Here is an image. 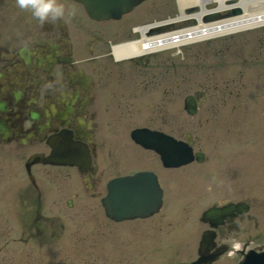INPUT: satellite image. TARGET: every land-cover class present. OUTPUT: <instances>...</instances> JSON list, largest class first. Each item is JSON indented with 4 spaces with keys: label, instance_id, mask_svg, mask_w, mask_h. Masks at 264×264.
Wrapping results in <instances>:
<instances>
[{
    "label": "rangeland",
    "instance_id": "1",
    "mask_svg": "<svg viewBox=\"0 0 264 264\" xmlns=\"http://www.w3.org/2000/svg\"><path fill=\"white\" fill-rule=\"evenodd\" d=\"M175 12L171 0H145L122 18L119 29L112 23L106 29L116 33L125 28L116 38L126 39L133 23ZM69 28L77 30L74 25ZM246 33L186 44L177 53L160 50L121 61L102 57L104 49L97 48L98 63L105 58L111 79L107 105L101 103L108 109L102 111L97 137L103 140L95 156L102 179L92 192L84 191L71 168L48 177L38 168L40 181L50 182L38 199L31 198L27 188L18 190L27 179L23 174L2 180L0 264H174L195 256L202 228L197 217L213 199L223 192L264 197V26ZM120 73L125 80H120ZM194 90H203L205 100L188 115L182 99ZM138 125L182 138L188 132L206 160L161 168L155 154L129 141L128 129ZM136 168L157 172L166 190L162 208L146 219L114 223L102 214L94 194L107 178ZM6 184L14 187L15 198L7 195ZM67 198H72L71 206ZM37 200L42 212L54 215H33ZM231 261L224 255L214 264Z\"/></svg>",
    "mask_w": 264,
    "mask_h": 264
},
{
    "label": "flooded vegetation",
    "instance_id": "2",
    "mask_svg": "<svg viewBox=\"0 0 264 264\" xmlns=\"http://www.w3.org/2000/svg\"><path fill=\"white\" fill-rule=\"evenodd\" d=\"M66 36L59 25L20 37L0 33V161L44 144L43 136L61 127L85 135L92 110L79 103L85 96L77 76L79 60ZM231 231L247 234L245 241L253 246L261 239L264 247V214L252 208L224 223L218 236L226 239Z\"/></svg>",
    "mask_w": 264,
    "mask_h": 264
},
{
    "label": "bare ground",
    "instance_id": "3",
    "mask_svg": "<svg viewBox=\"0 0 264 264\" xmlns=\"http://www.w3.org/2000/svg\"><path fill=\"white\" fill-rule=\"evenodd\" d=\"M109 1L115 3L119 2V0H103L102 2L106 3ZM121 1L123 7H125L127 3L123 0ZM233 1L236 3L232 6L231 3L227 0H171L172 4L177 10V13L175 12L173 16L166 14L167 17L155 19L150 22L136 24L130 30L131 38L114 42L112 43V45H109L108 55L114 59L137 57L142 54H148L166 48H172L175 46L177 47L179 45H184L192 42L205 41V39L212 37L222 38L224 36L226 37L229 35H234L235 37H237L239 36V34L243 36V33L248 34L246 33L247 30L249 31L253 28H259L260 26H264V0ZM184 2L187 5L194 6L193 9L190 8V10L193 12H183L185 11L182 10V8L184 7ZM223 9L227 11L232 9L233 10L230 11V16L226 18L225 15L218 12L219 10L221 11ZM103 10L105 9H102L101 11ZM182 17L191 18V24H182ZM203 17L204 19H202ZM187 23H189V21ZM178 24L184 26H178L179 28L173 29V27ZM153 28L161 29L162 33H159L157 35L151 34ZM119 38H121V36ZM118 73L119 72H117V74ZM109 76L110 74L108 75V77ZM123 77L124 74L120 73L121 81L125 80V77ZM129 102L131 101L129 100ZM56 140L57 139L55 137H52L49 138L47 142H49V144L50 141L56 142L52 144V147H58L59 149L66 151V148L59 145ZM136 145L141 148L144 152H151L156 155V153L152 150L145 149L142 146H139L138 144ZM154 149L156 151L158 150L157 147H155ZM201 151L204 153L203 150ZM51 155L53 158L55 157V153H51ZM156 156L158 158V155ZM46 159H49V157H45V159L43 158L42 160L46 162ZM183 166L185 165L176 168H181ZM163 168L165 169V167ZM87 170L90 174L94 173V171H92L90 167L86 168L83 171L87 172ZM106 191L109 192L107 184L103 183V188L101 189L98 198L104 196ZM105 198L103 200H105Z\"/></svg>",
    "mask_w": 264,
    "mask_h": 264
},
{
    "label": "water",
    "instance_id": "4",
    "mask_svg": "<svg viewBox=\"0 0 264 264\" xmlns=\"http://www.w3.org/2000/svg\"><path fill=\"white\" fill-rule=\"evenodd\" d=\"M189 100H191L190 97ZM188 104L186 99V107L189 106ZM107 187L109 192L102 202L106 213L115 219L146 214L145 205L148 201L151 203L149 211H152L160 193L154 174L148 171L131 176L115 177L108 181Z\"/></svg>",
    "mask_w": 264,
    "mask_h": 264
},
{
    "label": "clouds",
    "instance_id": "5",
    "mask_svg": "<svg viewBox=\"0 0 264 264\" xmlns=\"http://www.w3.org/2000/svg\"><path fill=\"white\" fill-rule=\"evenodd\" d=\"M15 3L21 10H29L40 22H44L46 18H61L65 13L63 4L57 0H15ZM72 14V10H69L68 15Z\"/></svg>",
    "mask_w": 264,
    "mask_h": 264
}]
</instances>
